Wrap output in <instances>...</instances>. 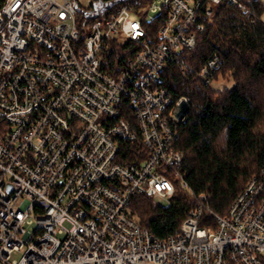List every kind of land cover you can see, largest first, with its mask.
Here are the masks:
<instances>
[{
    "label": "built area",
    "instance_id": "obj_1",
    "mask_svg": "<svg viewBox=\"0 0 264 264\" xmlns=\"http://www.w3.org/2000/svg\"><path fill=\"white\" fill-rule=\"evenodd\" d=\"M251 1L124 0L82 37L79 0H0V264H264V165L226 215L201 193L166 238L129 207L189 188L175 141L191 98L175 100L163 70L187 66L201 16L220 2L252 13ZM111 38L140 45L117 75L102 67ZM218 67L199 73L209 82ZM139 137L146 156L121 161Z\"/></svg>",
    "mask_w": 264,
    "mask_h": 264
},
{
    "label": "trees",
    "instance_id": "obj_2",
    "mask_svg": "<svg viewBox=\"0 0 264 264\" xmlns=\"http://www.w3.org/2000/svg\"><path fill=\"white\" fill-rule=\"evenodd\" d=\"M114 1H117L112 5ZM124 0H96L79 11L84 26L112 15ZM152 0H138L145 6ZM250 2L252 13L235 4L220 2L211 16H201L202 29L191 49L182 51L187 66L168 63L161 85L177 100L191 98L186 116L177 123L175 147L185 153L184 170L189 188L178 186L170 204L145 193L129 202L133 214L160 238L180 231L183 220L207 193L212 209L221 215L247 183L261 173L264 165V5ZM155 35L156 28L149 24ZM102 51V67L117 75L140 45L132 39H108ZM215 57L219 67L207 82L200 70ZM221 83V84H220ZM124 115L133 119L130 109ZM123 162L140 161L146 156L142 137L122 141ZM136 150V152L134 151ZM143 156H138L137 152ZM208 215V213L206 212Z\"/></svg>",
    "mask_w": 264,
    "mask_h": 264
},
{
    "label": "water",
    "instance_id": "obj_3",
    "mask_svg": "<svg viewBox=\"0 0 264 264\" xmlns=\"http://www.w3.org/2000/svg\"><path fill=\"white\" fill-rule=\"evenodd\" d=\"M116 2L117 1H114L112 5L115 4ZM190 107H191V104L189 102H187L186 100L182 101L180 105V110L178 111L177 116L182 117L183 115L187 114L188 111L190 110Z\"/></svg>",
    "mask_w": 264,
    "mask_h": 264
},
{
    "label": "rangeland",
    "instance_id": "obj_4",
    "mask_svg": "<svg viewBox=\"0 0 264 264\" xmlns=\"http://www.w3.org/2000/svg\"><path fill=\"white\" fill-rule=\"evenodd\" d=\"M95 1L96 0H79V6H80V8L90 7L91 4L94 3ZM262 17L264 19V13H263ZM19 256H20V253L19 252L15 253V257H19Z\"/></svg>",
    "mask_w": 264,
    "mask_h": 264
}]
</instances>
